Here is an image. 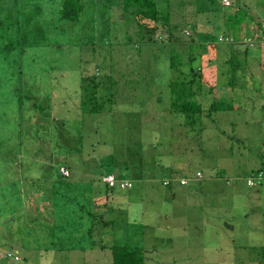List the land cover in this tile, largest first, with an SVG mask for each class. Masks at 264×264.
<instances>
[{"label":"rangeland","instance_id":"374dc122","mask_svg":"<svg viewBox=\"0 0 264 264\" xmlns=\"http://www.w3.org/2000/svg\"><path fill=\"white\" fill-rule=\"evenodd\" d=\"M63 1L0 0L2 22L0 27V223L19 220L20 217L16 216L13 210L26 205L27 202L44 198L46 193L43 195L44 191L41 189L51 191L58 189L54 185L58 181L55 179L60 175L59 165L64 163L72 167V177L69 181L73 186L68 189L59 187V189L64 192L72 191L90 202H93L95 194L99 193V199H95L97 203H94V207H98V203L102 205V196L108 193V188L100 180L91 181V177L98 175L99 178L100 173L106 174L111 171L108 167H99V160L104 158L99 155V151L101 153L107 151L102 142L110 140L103 132L104 129L111 127H100L97 121H91L86 114L81 113L78 92H80L83 73L87 75L94 73L96 66L101 62L108 61L114 65L117 63L119 66L116 65L114 69L117 68L125 76L122 77V82H119L120 78H118L115 83L112 90L117 92V95L111 99L109 106L111 104L117 108H140L145 111L154 110L155 107L154 99L147 91L149 88L147 84L153 82L146 83L148 78L145 79L134 72V70L138 72L140 59L136 53L128 54V52L133 53L136 47L135 39L140 33L134 4H128L127 0H82L85 4L83 13L79 18L70 20L62 17L60 8ZM233 2L244 7L248 6L250 13L253 14L250 33L247 34L245 28L241 32L240 49L246 51L249 47L251 50L249 60L264 62V0H230V4H225V0H171V5L179 17L183 15V20L195 24L198 34L204 37L207 34L211 35L214 26L221 25L223 16L219 9L232 6L235 4ZM231 8L235 9V5ZM220 34L223 33L220 32L218 38L221 37ZM117 42L125 43L126 47L124 45L118 47L115 45ZM201 45H203L200 49L204 55L203 61L212 57L217 63L222 60L223 55L225 57L224 45L216 48L211 40L208 42L204 40ZM123 48H127V51L123 52ZM105 51L112 53L111 58L109 56L107 59L104 58ZM238 54L241 58L244 57V53H239V50ZM220 67L219 70L216 69L211 73L213 78L217 77L218 71L222 78L231 75L230 65L224 66L221 63ZM141 72L143 76L144 71ZM137 77H141V84H138ZM130 78L135 83L126 85L125 81ZM136 84L139 88L133 86ZM133 87L135 89L129 90ZM43 109L47 112L50 109L52 113L50 123L46 114L40 115L39 110ZM104 116L106 114H102V117ZM41 117L44 122L40 120ZM110 120L115 121L116 116ZM122 120L125 118L122 117ZM116 123L117 130L122 125L130 129L126 121ZM95 127L102 130L99 133V141L102 145H99L96 151L92 149L95 135H90V129ZM115 127L113 124L112 128ZM210 132H214V128L211 127ZM205 133L206 131L203 130V138ZM226 133H230V130L226 129ZM121 138H125V134L121 133ZM150 140L151 137L146 136V141ZM200 142L201 138H199ZM214 142L216 139L212 138L210 145ZM111 147V143L108 142V150H112ZM209 151L208 158L202 156V150L200 153L179 154L176 159L181 167L178 177H196L198 172H201L203 176L192 181V184L195 182L199 184L210 174L211 166H218L222 169L223 175L234 168L233 161L224 159L225 156L219 153L218 149L210 148ZM119 152L124 153L122 148ZM62 178L64 177L61 176ZM132 181L134 188L128 191L134 196L126 197L127 201L123 200L124 204L130 201L128 210L122 212L116 210L117 221L107 230L113 235V242L140 244L141 239H145L148 257L152 258V260L148 258V264H206V260L202 259V247L195 248L201 240L198 236L194 237L195 240L192 234L189 237L182 232V236L175 239L171 245H167L166 239L171 237L170 232L162 228L155 239L154 229L143 230L140 227L141 223L133 222L132 217L136 218L139 210L137 192L146 189L140 180ZM163 188L167 187L161 185L158 189L154 187L152 189L160 191L164 190ZM36 190L40 191L35 192ZM200 191L201 189L195 190V201H201ZM30 193L36 194L29 197ZM142 195L146 198V204L149 198L152 201L151 206H156L153 201L158 198L152 191H144ZM157 196L161 198L157 205L158 213L162 210L170 214L171 209L179 216L185 212V206L193 207V213L200 212V205L195 204L197 203L195 201L190 205L188 201L191 200L186 198L187 195L179 196L176 202L161 193ZM226 196L228 200L229 195ZM109 206L113 209L122 208L123 202L120 198L115 200L111 198ZM119 214L126 218L121 228H119ZM153 217L155 216L152 208L147 214L145 223L147 221L152 226ZM174 218V222L178 223L175 233H180L182 220ZM164 224L170 225V223ZM131 225L136 227L132 228ZM126 226L127 228L124 229ZM97 237L91 236L90 239L96 240ZM187 247L190 248L191 254L189 250L186 251L188 254L184 253L183 250L188 249ZM11 249V245H4L0 253L7 257L6 253ZM172 249H176L177 253L173 254ZM95 254L99 253L95 252ZM108 254L109 252L106 253ZM173 255L177 259H173ZM223 257L226 261H230V255ZM98 261L100 262L98 264H109V258L106 257ZM44 263L45 261L42 260L37 262V264ZM68 263L69 260H60L57 264ZM94 263L95 260L91 259L85 262V264Z\"/></svg>","mask_w":264,"mask_h":264},{"label":"trees","instance_id":"16d2710c","mask_svg":"<svg viewBox=\"0 0 264 264\" xmlns=\"http://www.w3.org/2000/svg\"><path fill=\"white\" fill-rule=\"evenodd\" d=\"M127 3L134 4L136 8L135 15H137L140 25L139 36L134 42L136 47H134L133 53L128 52V54L133 55L136 53V56L140 59L138 72L135 70L134 72L145 79L148 78L146 83L153 82L147 84L149 87L147 91L154 99V110L117 108V106L114 107L111 104L109 106L111 99L117 95V92L112 90L115 83H117L118 78H120L119 82H122V77L125 75L117 68L114 69L119 64L114 65V63H108V61L99 63L94 73L82 74L79 86L80 92H78L81 104L80 110L81 113L86 114L89 120L97 121L100 127L112 128L113 124L114 127L118 125L116 122L126 121L130 128L128 129L122 125L119 130L116 127L112 130L111 128L104 129L103 133H106L110 140L102 142L107 151L102 153L99 151V155L104 156V159L99 162V167H108L111 170L108 174H114L119 180H129L132 184L130 187H121L120 184L111 186L105 181L109 190L116 191L118 188L122 190L133 189L134 183L132 180L140 179L147 191L152 190L156 184L162 183L168 186L172 184L186 185L192 182L193 179L198 180L203 175L198 172L196 177H178L181 167L177 164V156L179 154L187 155L190 152L200 153V150H205L203 143L206 142V135L204 138L202 135L205 120L208 119V116L214 118L215 110L222 107L215 98L210 106H206L203 101L204 83L208 74L207 66H212L213 58L210 57L203 61L204 55L200 52L203 46L201 42L211 40L216 48H219V45H224L229 50L231 55V58H228L230 63L229 72L232 73L231 78H233L241 68V63L247 59L249 47L244 51L243 59L238 54V50H240L238 47L239 44H242L240 41L242 40L241 32L243 28H245L247 34L250 33L253 14L250 13L248 6L244 7L233 2L235 3V9H233L234 7L231 8L234 5H229L230 8L227 6L219 9L223 16L221 25L214 26L211 35L208 36L207 34L203 37L198 34L195 24L183 20V15L180 17L177 15V12L172 8L171 0H127ZM84 8L85 4L82 0H64L60 11L63 18L74 20L81 16ZM1 26L2 22L0 21ZM220 32L226 37L232 36L233 40L218 42L220 38L217 35ZM115 45L122 47L125 46V43L117 42ZM122 50L126 52L127 48ZM104 53L105 59L108 56L111 58V52L105 51ZM142 70L144 71L143 76ZM214 71L216 69H210V73ZM141 77H137L139 79L138 84L142 82ZM125 83L126 85H132L135 82L130 78ZM133 86L139 88L137 84ZM133 89L135 87L129 90ZM50 99L52 98L50 97ZM39 111L40 115H47L50 123L52 117L50 109L48 112L44 109ZM102 114H106L105 118L102 117ZM115 116L116 120L111 121L110 118ZM122 117L125 120H122ZM40 120L44 122L42 117ZM90 130V135H95L93 136L92 149L96 151L98 146L102 145L99 141V133L102 130L96 127ZM121 133L125 134V138H121ZM146 136L151 137V140L147 142ZM199 138H201L200 143ZM95 141L97 144H95ZM108 142L111 143L112 150H108ZM120 148L124 153L119 152ZM64 165L68 168L69 174H65L62 170L66 176H62L64 177L62 179H56L58 181L54 185L58 189L52 191L41 189V191H44L42 192L43 195L46 193L45 197L31 203L34 206L48 205L54 207L49 215L50 217L54 216L56 220L59 218L63 221L66 227L65 229L62 228V233L67 236L69 232L75 233L74 227L83 236L82 242H86L87 239L85 238L94 237L97 232L96 226H98L97 223H100V216L97 215L96 209L91 206L93 202L83 199L72 191L64 192L59 189V187L68 189L73 186L72 182L69 181V178L72 177V167L65 163ZM145 178L160 180H143ZM182 180H186V182L182 183ZM38 191L40 190L35 192ZM32 194L36 193H30L29 197ZM145 199L142 204L145 203ZM56 208V212L53 211ZM61 209L63 211H59ZM19 215L23 217L25 214L21 213ZM37 220L34 216V221ZM54 220L51 218V222ZM71 239L74 238L68 240ZM93 241L94 244L98 242L97 239ZM111 250L113 264H147L145 251L141 246L114 243Z\"/></svg>","mask_w":264,"mask_h":264},{"label":"crops","instance_id":"0c3cea01","mask_svg":"<svg viewBox=\"0 0 264 264\" xmlns=\"http://www.w3.org/2000/svg\"><path fill=\"white\" fill-rule=\"evenodd\" d=\"M224 49L227 48L225 46L223 48L225 57L223 55L220 62L213 61L211 67L207 66L208 74L203 90L204 104L210 106L215 98L222 107L215 110L214 118L208 116V119L205 120L203 130L206 131V142L203 143L205 150L203 149L202 156L208 158L210 148L218 149L219 153H223L222 155L225 156L224 159L233 161L234 168L223 175L222 169L218 166H211L210 174L199 184L190 182L186 185L172 184L168 186L163 183L153 185L157 189L161 185L167 187L160 191L149 190L158 198L153 201L156 204L155 207L151 206V200L148 204H142L145 199L142 193L147 191L144 186L146 190L137 192L139 210L137 217H132V220L135 223H141L140 227L143 230L154 229L155 239L162 228L170 232L171 237L166 239L168 240L167 245H171L175 239L182 236V232L189 237L191 234L193 238L198 236L199 239L201 238V243L199 242L195 248L202 247V259L206 260V264H264V62L250 61L251 50L249 49L246 61L241 63V68L233 78H231L232 75L222 78L219 76V71L217 77L213 78L210 73L211 68L219 70L221 63L224 66L230 65L228 58H231V55L228 50ZM243 51L240 49L239 53H245ZM218 78H220L219 81ZM212 86H214L213 89ZM211 127L214 128L212 133L210 132ZM226 129H229L231 134L226 133ZM212 138H215L216 142L210 145ZM231 153L232 156H230ZM64 166V164L59 165L60 175L56 179L65 175L62 168H68ZM223 169L225 170V168ZM259 173L263 176L262 180L250 185L249 178ZM106 174L100 173L99 178L98 175L92 176L91 181L100 180L108 188V184L103 179ZM143 180L157 181L160 179L145 178ZM186 186L189 187L185 188ZM196 189H201V201H195ZM116 191L108 189V193L102 196V205L98 203V207H94V203H97L95 199L98 198L99 193L95 194L91 206L100 216V223H97V232L94 234V237L98 236L96 238L98 242L95 244L90 238H85L87 241L82 242L83 236L74 227L75 233L69 232L68 236L63 234L61 230L66 227L63 221L59 218L56 220L54 216L50 217L49 215L54 207L34 206L27 202L26 205L15 208L13 213L21 220L0 223V251L4 245L9 244L12 248L9 252L19 256V259L9 256V252L6 253L8 258L0 253V264H37L39 260L45 261L44 264H57L60 260H69L68 264H85L89 259L95 260L94 264H98L100 263L98 260L104 257L109 258V264H113L111 247L115 242H113V235L107 230L113 222L117 221L116 210L118 212L128 210L130 203L124 204L123 200H126V197L134 196L130 194L131 191L121 188ZM159 193L170 197L174 202L178 200L179 196L187 195L186 198L191 200H187L190 205L195 202L200 205V212L193 213V207L185 206V212L179 216L175 215L171 209L170 214L162 210L158 213L157 205L161 199L157 196ZM226 195H229L228 200ZM111 198L114 200L120 198L123 207L115 209L110 207ZM142 198L143 200H141ZM152 208L153 215L157 218L153 217L151 226L147 221L145 223V219ZM63 209L59 211H63ZM56 210L57 208L53 211L56 212ZM21 213L25 215L22 217L19 215ZM34 216L38 219L36 222ZM174 217L183 221L180 224L182 230L180 233H175L178 223L174 222ZM51 218L55 220L51 222ZM24 219L26 221H23ZM136 219L138 221H135ZM125 221V216L120 215L119 228ZM163 221L170 225L162 223ZM131 227L135 228L136 226L131 225ZM69 238L74 239L68 240ZM194 239L196 240V238ZM104 245L107 246L103 247ZM128 245L143 247L147 264L148 258L152 260L151 256L148 257V246L145 239L142 238L140 244L130 243ZM149 245L152 246L151 243ZM189 246L192 247V244L189 243ZM188 250L190 252V248L183 251L188 254L186 252ZM172 251L173 254L177 253L176 249H172ZM95 252L99 254H95ZM108 252L109 254L106 255ZM223 255H230V261H226ZM173 259H177V257L173 255Z\"/></svg>","mask_w":264,"mask_h":264},{"label":"built area","instance_id":"2783aa9c","mask_svg":"<svg viewBox=\"0 0 264 264\" xmlns=\"http://www.w3.org/2000/svg\"><path fill=\"white\" fill-rule=\"evenodd\" d=\"M225 4H230V0H225ZM220 40H227V41H230V40H233V37L232 36H224V35H221L220 37ZM64 171L65 174H69V171L67 169H62ZM199 175H201L199 173ZM263 176L262 174H257L256 176L252 177V178H249V184L250 185H253L255 184L256 182H260L262 180ZM104 181H106L107 183H109V185L111 186H116L117 184H120L121 187H130L132 184L129 180H124V179H121L119 180L114 174H107L104 176ZM186 180H182V183H185ZM9 256H13L14 254L12 252H9L8 253ZM16 259H19V256H15Z\"/></svg>","mask_w":264,"mask_h":264}]
</instances>
